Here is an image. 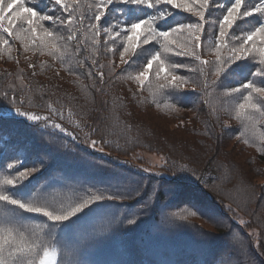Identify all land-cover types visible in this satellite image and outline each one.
I'll return each mask as SVG.
<instances>
[{"label": "trees", "instance_id": "16d2710c", "mask_svg": "<svg viewBox=\"0 0 264 264\" xmlns=\"http://www.w3.org/2000/svg\"><path fill=\"white\" fill-rule=\"evenodd\" d=\"M76 2L75 15L89 17L99 0ZM51 8L40 0L41 14H52ZM121 10L126 11L123 5H114L105 26L123 28ZM219 15L212 9L208 19ZM195 21L178 13L169 24ZM76 32L79 51L76 41L61 40L62 59L33 49V37L24 32L0 45V179L16 175L8 163L23 160L19 170H24L43 159L47 167L31 185L23 182L30 191L47 180L55 185L49 192L65 201L81 194L78 182L133 193L105 201L103 215L73 224L58 241L48 238L58 264H264V118L258 113L253 120L238 118L247 92L229 94L252 78L249 64L242 61L236 75L221 77L214 86L217 78L209 72L208 88L199 72L179 69L189 83L169 94L151 72L143 87L134 80L147 63L144 56L130 66L121 63L123 45L107 51L103 30L97 45L87 20ZM58 34L66 38L67 30L60 27ZM205 44L202 59L214 60ZM175 59L196 67L189 58ZM16 108L51 116L73 135L34 124L16 115ZM90 140H97V147ZM230 142L239 145L244 161L229 155ZM139 150L157 154L162 163L152 165ZM61 178H69V186H62ZM26 223L34 227L41 221Z\"/></svg>", "mask_w": 264, "mask_h": 264}, {"label": "snow or ice", "instance_id": "6c2138e0", "mask_svg": "<svg viewBox=\"0 0 264 264\" xmlns=\"http://www.w3.org/2000/svg\"><path fill=\"white\" fill-rule=\"evenodd\" d=\"M48 3L52 5V14H41L38 10L40 0H34L31 5L26 4V0H0V45H8L6 37L16 36L17 31L24 32L33 37L30 42L33 49H39L41 54L47 50V54L54 57L59 53L58 58L62 59L59 41H76V50L79 51L76 28L87 20L97 45L101 30L107 37V51L115 52L117 43L123 45L119 53L121 63L130 66L135 58L144 56L147 59L134 77L138 85L143 87L151 72L158 82L157 87L161 91L171 90L169 94L189 83L188 78L177 74L179 69L199 72L205 79L204 87L208 88L209 72L217 78L211 82L214 86L223 82L221 77L227 79L236 75L241 62H247L252 78L232 88L229 94L247 92L243 96L244 102L239 104L238 118L253 120L256 113L264 118V86H259L264 85V0H99L89 17L75 15L79 8L76 0L72 3L48 0ZM116 4L126 9L120 13L125 17L123 28L119 24L111 28L105 26L109 12ZM57 9L61 11L60 15H55ZM212 9H218L220 15L209 20ZM178 13L189 14L196 21L170 25L169 20ZM45 22H50L51 28L45 27ZM206 24L212 29L210 33L205 28ZM60 27L67 30L66 38L58 34ZM185 32L188 39H184ZM208 40L212 41L210 45L205 44ZM30 44H24L25 51L30 50ZM202 44H205L204 50L209 55L215 56L214 60L202 59ZM126 55L128 59H125ZM175 57L189 58L196 63V67L178 62ZM29 67L33 65L29 64ZM99 67L103 68V65ZM100 77L103 78L102 71ZM12 102L17 101L13 99ZM50 110L53 115L63 118L59 110ZM16 115L34 124L43 122L62 133L73 135L51 116L21 111L20 108H16ZM90 144L95 148L98 141L90 140ZM23 164V160H19L18 164L8 163L7 169H15L16 175H4L0 179V204L3 205L0 221L5 222L0 227V264H58V253L49 246L48 238L56 242L60 234L73 224L103 215L105 201L133 196L132 192L112 185L85 187L78 182L81 194L65 201L49 192L55 185L47 180L30 191L28 185L35 179L36 173L47 167V161L41 159L32 167L19 170ZM25 181L28 185L23 183ZM60 183L64 187L69 186V178H61ZM29 220L41 223L33 227L26 223ZM134 222L129 220V223Z\"/></svg>", "mask_w": 264, "mask_h": 264}, {"label": "rangeland", "instance_id": "374dc122", "mask_svg": "<svg viewBox=\"0 0 264 264\" xmlns=\"http://www.w3.org/2000/svg\"><path fill=\"white\" fill-rule=\"evenodd\" d=\"M227 146H228L227 149L229 150V155L231 157H234L235 159L244 161L245 156L238 149V146H239L238 144L234 145L232 142H230V143H228ZM138 153H139V156L143 157L145 161L151 163L152 165H158L159 163L160 164L162 163L160 160V157L157 154L150 153V152L145 151V150H139ZM184 174H186V173H184Z\"/></svg>", "mask_w": 264, "mask_h": 264}]
</instances>
